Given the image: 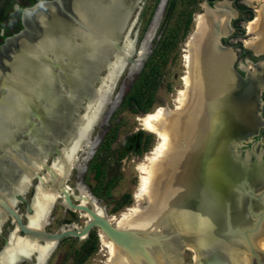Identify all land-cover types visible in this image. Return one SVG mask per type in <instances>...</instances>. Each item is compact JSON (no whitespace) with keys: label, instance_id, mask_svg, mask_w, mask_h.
<instances>
[{"label":"bare ground","instance_id":"bare-ground-1","mask_svg":"<svg viewBox=\"0 0 264 264\" xmlns=\"http://www.w3.org/2000/svg\"><path fill=\"white\" fill-rule=\"evenodd\" d=\"M77 1L75 10L80 18L77 23H71L72 25L65 21L56 23L55 18L51 16V22H54V25L62 24V26L53 31L49 29V34L47 31L37 44H32L30 47L23 46L27 47L24 55H20L16 61L10 63V71L7 74H0V86L4 90L0 92V195H3L10 204H16L17 200L14 199V195L23 193L31 177L35 176V173L38 174L44 167L48 155L57 152L51 165L47 167L48 173L44 174L43 183L39 182L35 186L31 203L33 213L28 215V224L36 229L48 223L50 208L62 194L60 186L63 185L68 193L71 192L64 182L76 164L80 151L84 153V156L77 163L76 169L80 172L85 171V162L92 157L98 142L90 138L91 132L87 133L88 127L94 121L100 101L106 93L105 88L113 80L117 69L122 64L125 52H129L133 47L127 35H123V45L116 50L111 44L103 43L104 46H102L95 41V39H100L112 42L123 22L125 0H106L105 5H101L98 0ZM41 15H36L38 22L43 19ZM228 15L229 13L227 14L220 8L214 13L206 11L205 14L195 16L196 31L188 36V49L185 55L187 69L184 77L185 88L179 91L175 108H158L143 118L144 127L155 133L159 142L145 157L144 162L138 166L141 176L135 194L137 205H133L134 207L126 210L127 212L117 218V221H113L119 226L133 227L137 224L139 229H144L150 222L157 219L158 223L166 228L171 225L173 222L169 217L171 214L159 218H155V214L168 201H170L169 205H172L174 203L172 199H175L181 192L182 184L190 175L194 156L211 130L214 107L220 100L229 101L233 98L239 103L238 106L245 117L246 124L250 127L257 124L254 118H250L251 103L248 100L242 101L236 92L238 83L229 69L232 58L229 57L230 51L214 46L215 35L227 31L224 20ZM93 17L95 21H92ZM155 17L156 21L139 50L134 57L132 56V61L126 65V67L130 66L127 67L130 72L138 71L142 59L149 53V40L160 21L159 15ZM65 24H69L70 27H66ZM247 29L256 34L255 39L247 41V46L255 52L263 51L264 8L258 10L256 20L250 22ZM73 32H75L76 39L79 38L80 43L75 41L76 44L70 46L69 41H73L70 39ZM19 46L22 47V42ZM19 46L17 49L20 48ZM77 54L80 57L83 56L84 60L89 63L80 65L83 60L80 61V57L75 56ZM112 54L115 60L106 64L108 73L102 77L100 90L91 92L92 101L86 110V117L78 120L77 117L67 118L66 116V119H63V112H56L52 108L51 94L47 86L58 81L57 83L60 82L67 92L66 100L68 98L75 100L79 95L72 92L70 83L82 81L83 72L85 83V80L89 79L90 69L99 67L105 58L107 59V56ZM74 58L76 68L68 75V68L71 67L70 60ZM53 67L57 72L56 76L50 70ZM118 98L117 96L115 101L119 102ZM40 99L43 100L41 106ZM55 112L61 119H54ZM34 113L41 117L36 123L31 122L35 116ZM52 119L57 123H51ZM23 130L29 133L28 140L25 142L19 140V134ZM56 140L62 141L64 145L61 144L56 148L53 146ZM262 158L263 156H255L257 166L262 163ZM48 181H51L49 186L46 185ZM77 185L80 196H74L75 199H78L81 204L92 206L100 213H105L100 208L99 199L92 195L81 182L78 181ZM62 204L67 207L64 202ZM82 212L88 220V214ZM5 215L0 208V223ZM108 218L112 221L110 216ZM79 227L75 224L65 225L60 230ZM152 227L150 225V230L154 229ZM14 230L9 234V245H6L0 253V264H10L13 260L29 255L34 259L31 264H46L49 251L55 248H53L55 242L48 239L39 241L28 235L18 236ZM100 234L111 250H109L110 258L108 262L106 261L107 264H135L101 231ZM172 234L173 242L164 244L161 249L162 256L153 249L158 252L155 256L157 260H161V264H168L167 262L173 256L176 257L177 247L185 241L186 236L183 234H176V232Z\"/></svg>","mask_w":264,"mask_h":264},{"label":"water","instance_id":"water-1","mask_svg":"<svg viewBox=\"0 0 264 264\" xmlns=\"http://www.w3.org/2000/svg\"><path fill=\"white\" fill-rule=\"evenodd\" d=\"M166 1L167 0H159L153 18H151L152 20L149 28L153 25L154 21H156L155 16L159 15V18H161ZM75 2L77 3L78 1L42 0L33 4L31 7L24 8L21 14L22 30L19 33L5 38L4 43L0 46V74H7L10 71V63L16 61L20 55L23 56L27 47H30L32 44L35 45L42 40L47 31V34H49V29L53 31L57 27L62 26V24L54 25V22H51V16L55 18L56 23H62V21L70 24L77 23L80 18L76 12L77 10H75ZM98 2L101 3V5L107 3L106 0H98ZM141 3L142 0H125V15L122 20L123 22L112 42L95 39L99 45L101 44L104 46L103 43L111 44L116 50L120 49L123 45V41L119 44L121 37L127 35L133 47L129 52H125L122 64L117 69L113 80L110 81L105 88L106 93L100 101L94 121L89 125L87 133L93 130L104 108L108 104H114L110 94H112L114 86L126 68V65L132 61V56L137 53L135 49L136 35L134 34L133 38H130V31L137 19V12L134 14L131 22H129V19L135 8H137V11L140 9ZM103 9L106 11L105 8ZM38 14H42L41 16L43 17L39 22L36 16ZM92 21H95L94 17ZM128 23L130 24L129 27ZM65 25L66 27H70L69 24ZM70 39L73 40L69 41L70 46L80 43V40H78L79 38L76 39L75 37V32L72 33ZM21 42L22 47L19 46ZM25 45L28 46L23 47ZM18 46L20 48L17 49ZM75 56L80 57L79 54ZM112 56L113 54L107 56V59L105 58V61L99 67L90 69L89 79L85 80V83L84 72L82 81L70 83L72 92L79 95L75 100H71L72 98L66 100L67 92L60 82L57 83L58 81H56V83L52 84L54 87H51L52 85L47 86L51 94L50 102L53 105V110H56V112L62 111L64 114L63 119H66V116L67 118L77 117L78 120L85 118L86 110L92 101L91 92L100 90L103 80L102 77L104 76L101 75V72L105 71L107 75L106 64L115 60ZM146 57H148V55L144 56L138 70L143 66L147 59ZM81 60H83V63L80 65L89 63L84 60L83 56L80 57V61ZM49 65L51 66L50 62ZM70 66L71 67L68 68V75L76 68L75 58L70 60ZM54 67L50 70L52 74L56 76L57 72ZM83 71H85L84 68ZM135 72L136 71H132L129 72V74ZM248 77L247 75L243 81H247ZM53 90L54 94H52ZM1 91L4 90L0 86V92ZM121 98L122 94L118 99L120 100ZM232 100L234 99L232 98L229 101L220 100L215 105L211 130L206 140L203 141L202 147L194 156L189 173L190 175L187 176L182 184L183 187L181 192L175 199H172V201H174L172 205H169L170 201H168L167 204L155 214V218L171 214L169 217L172 218L171 221L173 222L169 227L166 228L163 224L158 223V219L150 222L144 229H139L137 224L134 225L135 227H121L119 224L110 221L105 213H100L94 210L93 207H88L81 203L73 204L70 194L64 186L60 187L63 191V202L73 210L84 211L89 216L83 226L75 229H59L54 232L46 231L44 229L45 225L40 229L33 228L29 226L28 222H23L22 215L13 208L14 205L10 204L4 197H0V208L6 214L4 220L8 215L14 219L16 222L14 232L17 235L18 232L21 231L24 237L28 235L37 238V240L48 239L55 242V246L65 237L85 238L93 228H97L135 264H161V260H157L155 253L159 252L161 256L163 255L161 249L164 244L173 242L172 238L174 237L172 233L174 232L180 235L183 234L186 237L184 243L177 247L176 257L173 256L169 262H167L168 264H184L182 262L181 251L184 248H189L194 252L196 261L194 260L193 264H264V247L261 246L263 242L262 238L264 237V215L262 211L260 213L256 212L255 215L253 212L249 211V208L253 206L251 201L253 188L250 178L252 174L255 173V169L256 171H262V166L256 165V167H254L253 164H251V158L254 153L247 154L239 151L243 141H249L252 136L257 134L256 129L259 124L256 126L255 123L253 127L248 126L245 122V117L238 111V109H240L238 106L239 103ZM42 104L43 100L40 99V106ZM114 106L115 104L112 107ZM80 111L82 112L80 113ZM34 115L31 122H34L36 119V123L41 117L36 113H34ZM250 118L256 119V116L250 115ZM54 119L58 120L61 119V117L56 113ZM54 119H52L51 123H57ZM24 136H26V139H24ZM28 137L29 133L25 130L19 134L20 141L25 142L28 140ZM58 144L64 145L62 141L56 140L53 146L58 148ZM263 154V151L256 153V155L259 156ZM256 173L261 174L262 172ZM37 177L39 181L43 183V178L41 176ZM29 187L30 182L23 193H17L15 195L25 200L23 196ZM32 199L30 203H27L26 209L28 215L33 213L31 204ZM249 216L256 217L255 225L246 224ZM141 222L144 223L145 221ZM242 222H244L243 225ZM150 225L153 226V230H150ZM254 236L257 238L256 241H254ZM9 242L8 239L5 246L9 245ZM153 249L158 252H155ZM52 251H49L50 254ZM245 257H247V259ZM23 258L29 262L32 261L31 255L23 256L21 259ZM17 260H13L12 264Z\"/></svg>","mask_w":264,"mask_h":264},{"label":"rangeland","instance_id":"rangeland-1","mask_svg":"<svg viewBox=\"0 0 264 264\" xmlns=\"http://www.w3.org/2000/svg\"><path fill=\"white\" fill-rule=\"evenodd\" d=\"M158 2L159 0H142L140 9L137 11L135 8L129 19L131 22L137 12V19L130 31V38L136 35V52L150 31L151 18ZM202 6L203 0H168L156 30L149 40L146 61L138 72L129 74V67L124 69L110 94L113 102L117 99L116 96L119 97L122 94V98L118 99L119 102H114V107H112L114 104H108L93 127L90 138L93 140L96 137L98 145L93 157L85 163V172L79 176L76 171L77 163L84 156V153L80 151L76 164L64 182L71 192L73 190L76 192L78 191L77 182L82 180L84 186L99 199L100 208L112 218V222L117 221V218L127 212L126 210L137 205L135 194L141 176L138 166L144 162L145 157L159 142L158 136L144 127L143 118L158 108L173 109L177 106L178 93L185 88L184 77L187 72L185 55L188 49V36L193 33L195 16L201 14ZM122 40L123 36L119 44ZM245 43L247 45V41ZM104 74L105 71H102L101 75ZM135 139L139 141L137 152L131 149L128 154L117 155L116 153L115 157L103 155L101 163L98 164L101 153L120 149L127 141L133 147ZM40 171L45 175L48 173V170L43 167ZM32 183L37 182L33 179ZM46 185H51V181H48ZM31 193L32 189L26 194L27 200L30 199ZM59 198L53 204L54 207L49 216L50 222L45 230L54 232L65 224L82 226L87 220L84 213L71 210L63 205V201ZM24 207L25 203H19L17 208L19 212L26 213ZM13 228L11 219L7 218L3 236H7L8 231ZM109 250L108 244L101 237L100 230L93 228L86 238L62 239L52 252L47 264H107L110 258L111 250ZM181 251L182 262L193 264L196 260L194 252L189 248Z\"/></svg>","mask_w":264,"mask_h":264},{"label":"flooded vegetation","instance_id":"flooded-vegetation-1","mask_svg":"<svg viewBox=\"0 0 264 264\" xmlns=\"http://www.w3.org/2000/svg\"><path fill=\"white\" fill-rule=\"evenodd\" d=\"M39 1H42V0H38L35 3L39 2ZM167 3H168V0L166 1L165 6L167 5ZM31 6L28 5V6H25L21 9L20 17H19L21 28L18 29L16 27L17 29L15 30L14 26L11 27L10 28L11 33L8 35H4V37L0 39V46L4 43L5 38L12 36L16 33H19L22 30V28H23L22 20H21L22 11L24 8L31 7ZM202 7H203V11L200 12L201 14H205L206 11H212V13H214L217 9L219 10L220 8L223 9L227 14L229 13V15L227 16V19L224 20L225 21V27L227 28V31L226 32H219L218 35H215V38H214V40H215L214 44L215 45L214 46L221 49V50L230 51L229 57L230 58L232 57V58L230 59L231 61H230L229 69L233 73V75L236 78L237 83H238V88H237L236 92H237L239 98H242V101L248 100V102L251 103L252 110H250V115L256 116V119L254 122L257 121L256 126L259 124L258 128L256 129L257 134L252 136L249 141H243L241 146H240V149H239V151L243 152V153H247V154L254 153V155L251 158V160H252L251 164H253V166L256 167V159H255L256 153H259L260 151H263V153H264V50L259 51V52H255L251 47H248L246 45L245 41L253 40L255 38V34L253 32H250L247 29V25L250 22H254L256 20L258 10H261L262 8H264V0H203V6ZM18 8H19V4L15 3L14 9H18ZM162 15H163V13H162ZM193 21H194V16H193ZM216 21H217V19H216ZM215 25L217 27L216 22H215ZM215 30H216V28H215ZM195 31H196V24L194 22V29L192 32H195ZM3 34H4L3 30H1L0 35H3ZM262 49H264V46ZM247 75L249 76L247 81H243V80H245V77ZM238 111H240V109H238ZM35 121H36V119H35ZM90 135H91V133H90ZM95 139H96V137L93 140H95ZM262 139H263V141L261 142ZM134 141L135 142L133 143L134 144L133 147L131 144H128V141H127V142L123 143L124 146L120 149L107 150L104 152V154L101 153L99 155L100 161L98 162V164L101 163V161H102L101 157L103 155L104 156L109 155L110 157L111 156L115 157L116 153H117V155L128 154L131 149H133L135 152H137V150L139 148V141L136 139ZM59 145L61 146V144H58L57 147H60ZM97 145H98V142H97ZM97 145H96V149H95L93 155L95 154V152L97 150ZM56 154H57V152H53V153H50L48 155L46 161L47 160H49V161H48V163L47 162L44 163L43 168H45L47 170V167L51 165L53 157ZM93 155H92V157H93ZM262 156H263L262 163L260 164L262 166L261 167L262 171L261 170L256 171V169H255V171H254L255 173L252 174V176L250 178L252 181V188H253V190H252L253 196L251 198L253 206L251 208H249V211L253 212L254 215L256 214V212L260 213L261 211L263 212V215H264V154ZM89 160H87V161H89ZM85 163H87V162H85ZM85 170H86V168H85ZM77 172H78L79 176L81 173H83L80 171H77ZM256 172H262V173L260 174V173H256ZM44 174H45L44 172L40 171V172H38V174L35 173V176L33 175L31 177L30 187L28 188L27 192L23 196L25 200L21 199L20 196H17V195L14 196V199L17 200V203L14 204L13 208L16 209L18 211V213H20L22 215V220L24 223L28 222V216H27L28 212L26 209L27 203L31 202V199H32L34 192H35V186L40 182L37 176H41L43 178ZM33 179L36 180V182H37L36 184L32 183ZM79 181L81 183L83 182L82 180H79ZM77 184H78V182H77ZM256 185H257V188H256ZM61 186H63V185H61ZM31 189H32V193H31L30 199L27 200L26 194L29 193ZM87 189L92 195H94L88 187H87ZM69 194H70V198H71L73 204L81 203L79 200H76L74 197V196H80L79 189L76 192L73 190V192H70ZM0 197H3V195H0ZM59 199L61 201H64L63 191H62V194L60 195ZM19 203H25L24 208L26 209V213L19 212V209L17 208ZM53 207H54V205L52 206V208ZM89 207H92V206H89ZM52 208H50L51 212H52ZM68 208H70V207H68ZM70 209L72 210V208H70ZM7 218L11 219L12 225L14 226V228H13V230H14L15 226H16V222L9 215L6 217V219ZM6 219L0 223V253L5 249V247H6L5 243L9 239L10 232L13 231V230H9L7 236H3V228H4V223H5ZM49 219H50V217H49ZM49 219H48V223L50 222ZM255 223H256V217L249 216L248 221H246V224L255 225ZM47 224H45L44 229L47 226ZM243 224H244V222H242V225ZM263 224H264V220H263ZM65 225H68V224H65ZM72 229H74V228H72ZM19 235L23 236L24 234L21 231H19L18 236ZM256 240H257V238L255 237L254 241H256ZM262 240H263V242L261 243V246L264 247V237L262 238ZM39 241H43V240H39ZM58 243H57V245H58ZM56 246H54V247L56 248ZM55 248H54V250H55ZM50 256L51 255H49V258H50ZM31 260L32 261L29 262L28 260L25 261V259L23 258V259L17 260L16 262H13V264H21V263L31 264L34 261L33 256L31 257ZM47 262H46V264H47ZM10 264H12V262Z\"/></svg>","mask_w":264,"mask_h":264},{"label":"trees","instance_id":"trees-1","mask_svg":"<svg viewBox=\"0 0 264 264\" xmlns=\"http://www.w3.org/2000/svg\"><path fill=\"white\" fill-rule=\"evenodd\" d=\"M18 1V2H17ZM38 0H1L0 1V31L3 30V35L10 34V28L15 27V30L21 28L20 24V11L23 7L32 5ZM15 3L19 4L18 9H14ZM17 27V28H16Z\"/></svg>","mask_w":264,"mask_h":264}]
</instances>
